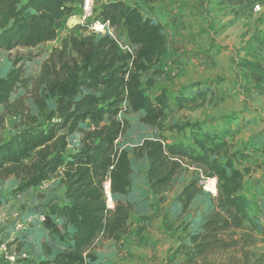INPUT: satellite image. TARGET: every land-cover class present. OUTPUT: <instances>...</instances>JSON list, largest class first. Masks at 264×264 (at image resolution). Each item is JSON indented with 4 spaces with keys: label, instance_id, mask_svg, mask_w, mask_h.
Returning <instances> with one entry per match:
<instances>
[{
    "label": "trees",
    "instance_id": "trees-1",
    "mask_svg": "<svg viewBox=\"0 0 264 264\" xmlns=\"http://www.w3.org/2000/svg\"><path fill=\"white\" fill-rule=\"evenodd\" d=\"M76 1L26 0L21 4V0H0V51L34 49L54 42L56 25L73 15ZM158 1L127 4L119 0L101 8L102 21L113 30H124L132 54H122L117 41L108 35L62 40L44 62L37 80L36 116H27L28 122L16 134L0 143V182L11 178L18 182L13 196L52 177L63 188L61 203H48L33 213V225L40 234L39 249L34 252L38 264H107L93 251L94 242L101 237L117 244L131 231L137 204L126 198L134 172L128 151L117 144L129 129L128 121L121 118L127 114L138 115L142 125L154 130L151 137L133 144L134 157L147 163L149 199L166 194L177 176L193 170L176 198L185 211L202 194L201 179L216 180L214 206L200 231L187 234L190 245L184 248L187 256L182 264H199L209 255L235 249L238 232L244 241L241 250L252 244L249 233L264 237V229L250 215L242 193L248 170L236 166L241 153L234 152L226 138L225 127L230 122L220 131L197 122L173 123L168 119L173 110L168 90L161 89L153 98L146 94L154 86V78L162 74L160 65L168 53L167 27L144 16L138 3L155 5ZM16 66L12 62L0 78L4 110L11 108L10 95L26 84L23 70ZM148 73L144 81L143 75ZM213 94L204 85L180 91L175 97L176 110L197 109ZM49 101L53 108L48 107ZM17 116L22 119L19 113ZM186 132L187 144L169 142L164 136L180 137ZM73 135H80L78 148L68 153ZM106 181L113 210L105 203ZM5 203L6 198H0V208ZM17 239L19 236L11 244L2 242L7 249L17 250L11 257L24 254L15 247ZM241 264H264V251L251 257L246 252Z\"/></svg>",
    "mask_w": 264,
    "mask_h": 264
},
{
    "label": "rangeland",
    "instance_id": "rangeland-1",
    "mask_svg": "<svg viewBox=\"0 0 264 264\" xmlns=\"http://www.w3.org/2000/svg\"><path fill=\"white\" fill-rule=\"evenodd\" d=\"M25 1L21 0V4ZM115 1L119 0H94V15L100 17L102 6ZM123 1L127 4L135 3V0ZM219 1L159 0L155 5L138 3L144 16L154 17L167 27L168 53L160 65L162 74L154 78V86L146 90V94L153 98L161 89L168 90L173 109L168 119L173 123L197 122L207 124L211 130L220 131L225 127V122L233 121L232 128H225L232 134V137L228 136V140L233 146V151L241 153L236 166L241 170H248L242 193L247 198L250 215L264 229V97L256 96L255 91H259L258 89L251 92L252 97H244L246 91L238 92L235 87L229 89L236 91L234 94L221 93L228 86L233 88V84H230L235 81L236 70L242 65L238 56L241 55L239 50L243 48L244 29L235 27L232 19L221 25L222 17L232 16L237 0H221V3ZM256 4L259 5V10L256 12V26L251 34L255 36L254 41L264 45V0H257ZM73 11L74 19L81 22L80 0L75 2ZM219 12H222V15L217 18ZM93 20H84L73 30L68 28V21L65 19L56 25L57 39L54 42L34 49L0 51V78L8 73L12 62H17L16 67L23 70L22 77L26 79L25 86L10 95L11 108L4 110L0 106V143L7 142L16 134L22 125L28 122L27 116H36L34 98L39 92L37 80L52 50L60 48L62 40L70 36H88L89 24ZM113 31L121 53L132 54L134 49L125 37L124 30L118 28ZM247 33L250 31H247L246 35ZM235 59L238 62L234 61ZM149 76L150 73L143 75V80ZM200 85L215 91L213 95L208 96L205 104L197 109L176 110L177 94L183 90L191 91ZM48 107L53 108L52 101L48 102ZM18 113L22 117L21 120L18 119ZM121 118L128 121L129 129L117 144L128 151L134 172L133 187L126 199L136 201L137 211L131 217L133 227L129 234L117 244L100 237L94 242L93 251L104 258L107 264H182L187 256L184 248L190 245L187 234L200 231L203 221L214 206L216 180L201 179L199 185L202 194L196 197L185 211L176 202V198L191 179L193 170L177 176L171 188L160 199H149L145 176L147 163L134 157L133 144L137 140L151 137L154 130L142 125L136 114H127ZM164 136L169 142L182 140L186 144L189 143L188 132L180 137L171 133H164ZM79 138L80 135L70 137L68 153L78 148ZM212 180L215 181V193L209 185ZM17 185L18 182L12 178L0 182V198H6V206L0 208V264L12 263L9 254L17 253V250L13 247L7 249L2 242L11 244L16 236H19V243L15 247L27 256L29 254L30 258L21 261L17 260L19 256H15L14 263L38 264L34 252L39 249L40 234L34 228L33 213L48 203H61L63 188L57 179L52 177L35 189L13 196L11 192ZM144 200H148V203L140 202ZM149 203L153 207L149 208ZM240 234L238 232L236 235L239 245L235 249L209 255L205 260L199 261V264H241L246 252L251 257L264 251V237L258 232L249 233L252 236V244L241 250L240 245L244 241Z\"/></svg>",
    "mask_w": 264,
    "mask_h": 264
},
{
    "label": "crops",
    "instance_id": "crops-1",
    "mask_svg": "<svg viewBox=\"0 0 264 264\" xmlns=\"http://www.w3.org/2000/svg\"><path fill=\"white\" fill-rule=\"evenodd\" d=\"M219 3H221V0L219 1ZM256 3L257 0H237V2L234 5V11L231 14L232 16H229L227 18L222 17L221 19V25H224L226 21L228 22L230 19H232V21H234L235 27H243L244 29L243 31L244 35L242 37L243 48L239 50L241 55L238 56L240 57L242 65H240V67L236 70L237 77L235 81H233V83L231 82L230 84V85L233 84V88H230V86L226 87L225 88L226 90L221 92L224 95L234 94L236 91L229 89H234L235 87V89H238L237 90L238 92L246 91L245 94H243L244 97H246L247 95L251 96V92H254L256 89L259 90V91H255V94L257 93L256 96L259 98L264 97V45L261 44L262 42L257 43L256 41H254L255 36L251 34V31L255 29L256 21H257L256 18L257 11L253 10V7L257 5ZM219 13L220 14H218L217 18L221 17L222 15V12ZM245 26H247L248 28L246 29ZM246 30L250 31V33H247V35H246L247 32ZM234 61L238 62L237 59H235ZM234 83H236L235 86ZM240 87H243V89H239ZM244 88H246V90H244ZM239 96L240 98H243L241 95ZM232 125H233V121L229 123L228 128H232L231 127ZM228 136L232 137L231 132L228 133L226 137L227 140H228ZM162 196L157 197V199H160Z\"/></svg>",
    "mask_w": 264,
    "mask_h": 264
},
{
    "label": "built area",
    "instance_id": "built-area-1",
    "mask_svg": "<svg viewBox=\"0 0 264 264\" xmlns=\"http://www.w3.org/2000/svg\"><path fill=\"white\" fill-rule=\"evenodd\" d=\"M93 7H94V0H80V12L82 14V21H86L90 18H93L94 20L92 21V23L89 24V35L91 36H98V35H108L110 37H113V29L109 26V24L107 22L102 21V19L99 16H95L94 15V11H93ZM254 11H258L259 10V5H255L253 7ZM74 16H70L66 19V21H68L69 19H73ZM82 21L80 23H82ZM214 181V180H212ZM210 182V181H209ZM213 190L215 193V181L213 184ZM104 194H105V203H106V207L108 210H113L114 208V204L112 202V198H111V194H110V190H109V182L106 181L104 183ZM28 258V256L24 253L21 254L19 259L21 261H25ZM12 263L14 262V258L10 256L9 258Z\"/></svg>",
    "mask_w": 264,
    "mask_h": 264
},
{
    "label": "water",
    "instance_id": "water-1",
    "mask_svg": "<svg viewBox=\"0 0 264 264\" xmlns=\"http://www.w3.org/2000/svg\"><path fill=\"white\" fill-rule=\"evenodd\" d=\"M67 25H68V28L72 29V28H74L76 26H79L80 22L73 18V19L68 21Z\"/></svg>",
    "mask_w": 264,
    "mask_h": 264
},
{
    "label": "bare ground",
    "instance_id": "bare-ground-1",
    "mask_svg": "<svg viewBox=\"0 0 264 264\" xmlns=\"http://www.w3.org/2000/svg\"><path fill=\"white\" fill-rule=\"evenodd\" d=\"M213 184H214V181H210L209 182V185H210V188L213 189Z\"/></svg>",
    "mask_w": 264,
    "mask_h": 264
}]
</instances>
